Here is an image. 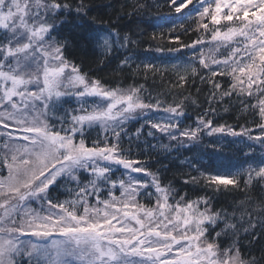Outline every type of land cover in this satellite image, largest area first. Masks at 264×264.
Returning a JSON list of instances; mask_svg holds the SVG:
<instances>
[{
    "label": "snow or ice",
    "instance_id": "snow-or-ice-1",
    "mask_svg": "<svg viewBox=\"0 0 264 264\" xmlns=\"http://www.w3.org/2000/svg\"><path fill=\"white\" fill-rule=\"evenodd\" d=\"M167 3L176 14L188 19L194 16L195 31L203 33L191 44L165 49L166 37L179 43V35H169L175 26L168 33L153 32L156 51L193 50L191 61L174 65L183 68V74L176 72L177 84L183 87L199 76L201 83L211 84L210 103H222L235 94L259 135L252 136L247 127L237 131L232 125L215 124L210 118L214 108L197 117L195 128L181 129L179 117L189 97L163 108L169 114L166 121L148 120L147 135L154 137L155 130L176 142L160 145L169 155L173 148L179 150L177 144L195 141L205 131L246 136L264 145V0ZM101 7L112 5H95L91 0H0V264H264V248L259 257H246L242 243L248 238L249 244L264 240V197L253 200L247 195L254 181H264V159L243 173L223 174L201 171L198 161L188 162L200 175L184 183L202 182L212 193L238 190L244 194L231 212L214 209L209 195L194 200L179 196L171 183L162 182L160 169L152 172L143 166L146 162L132 159V141L127 148L123 146L124 122L160 109L163 102L159 98L146 102L152 97L142 95L143 85L124 89L89 78L76 62V53L91 51L118 58L121 49L143 43L132 39L136 33L131 30L122 31L90 16ZM143 7L136 5L137 10ZM121 19L117 16V21ZM206 44L210 45L208 53L204 52ZM130 59L124 57L120 65H128ZM143 68L145 77L148 73L163 75L154 64ZM217 76L230 78L227 89L216 82ZM69 95L84 102L93 97L96 104L91 110L82 105L68 127L60 118L57 128L49 122V111ZM97 125L105 131L110 128L112 138L106 136L103 146L100 141L88 146L83 138L85 126ZM140 135L138 128L137 140ZM136 147L140 149L139 144ZM114 165L125 170L126 179H113ZM161 167L167 170L168 166ZM81 170L91 175L83 187L79 186ZM61 180L77 183L75 198L61 201L52 196ZM101 185L109 186L108 199L100 198ZM117 185L119 196L112 191ZM149 186L155 189L151 207L139 202L140 189ZM89 195L95 196V204ZM222 238L228 241L226 247Z\"/></svg>",
    "mask_w": 264,
    "mask_h": 264
},
{
    "label": "trees",
    "instance_id": "trees-1",
    "mask_svg": "<svg viewBox=\"0 0 264 264\" xmlns=\"http://www.w3.org/2000/svg\"><path fill=\"white\" fill-rule=\"evenodd\" d=\"M91 2L95 5L110 3L112 7L98 8L90 16H95L97 21L103 20L110 22L114 27L121 28L122 31L127 32L131 30V32L136 33V35L132 36V39L143 41V43L130 45L128 49H121V55L118 58L103 57L100 53L93 54L91 51L87 55L76 53V62L81 64L82 71L87 73L89 78L100 79L110 87L118 85L123 88L130 85H143L145 91L142 95H150L152 97L151 101L148 102L155 103V100L159 98L163 102L162 106L165 107L173 103V101L179 102L185 97H189L184 105V115L179 117L180 127L182 128L195 127L197 117L203 115L206 109L214 108L216 111L210 118L215 124L247 127L251 129V135H255L256 129H252L255 126V122H253L250 114L242 111L240 100L235 94L231 97H225L222 103H218L216 100H212L210 103L211 84L207 82L201 83L200 77L197 76L194 80L189 79L183 87H180L177 84L176 72L183 74V68H174V66L168 63L160 66L154 62L161 72H163V75L160 73H148L147 77H145L143 66L147 63L142 62L140 57H143L145 53L156 51L158 42L151 40L153 32L157 34L161 31L168 33V30L175 26V31L169 33V35L173 37L179 35V43L175 39L169 40L166 37L163 42L165 49L179 48L181 43L191 44L203 35L202 32L195 31L196 23L194 22V16L192 19H188L185 16L176 14L169 7L167 0H91ZM137 4H142L144 7L137 10ZM130 12H135L136 14L129 17L126 14ZM117 16H123V19L117 21ZM185 29H188V31H185ZM209 47L210 45H205V53H208ZM189 49L182 48L180 49V53L187 58L192 57L193 50L191 49L190 51ZM195 51L199 54V46H197ZM164 52L168 51L165 50ZM221 53L226 54L223 49H221ZM128 54H132L129 64L120 65V61ZM69 58L72 59L73 57ZM217 58L222 57L218 56ZM102 60L103 63H101ZM196 66L198 68L200 67L198 63ZM200 75H205V72L201 71ZM216 82L222 85V89H227L231 80L227 76H217ZM140 121L144 125L141 135L144 136V142L147 144H141L140 149H143V152L139 149V155L145 158L144 160L148 164L147 167L152 172L160 169L163 183L166 180L175 179V183L192 199L198 196H205V193L202 191L204 186L202 182L197 184L184 183V181L189 180L190 176L198 177L200 175L199 172L192 170L193 168L188 166L189 161L193 163L198 160L200 153H202L204 158L202 167L209 171L216 167L229 169L234 165L236 167L232 168L237 169L247 162L255 166L258 163L257 156L264 154V145L259 141L249 140L246 136L232 137L223 133H215L212 135L203 133L200 139L186 142L183 146H177L179 150L177 151L174 148L169 155L162 150H156L155 147L149 148L147 146L152 142V139H149L146 134L150 130V125L147 124V120ZM201 146H203V152H200ZM132 147H134L133 142ZM165 156L168 158L165 159ZM179 159L184 163L181 164L178 162ZM162 165H167V170H164L161 167ZM243 187L244 185L241 183V188ZM61 190L58 187L53 188L52 196L55 197V194H57V197H60L62 195L59 193ZM247 195L252 197L253 200H259L264 197V181H254ZM209 196L213 197L212 203L215 205L212 206L214 209L216 207L226 208L229 212L232 211V205L235 202L245 198L244 194L238 190L221 193L211 192ZM248 239L242 241L246 245L243 248L245 256L253 255L259 257L261 255L260 249L264 248V240L249 244ZM227 243L228 241L222 238V246L226 247Z\"/></svg>",
    "mask_w": 264,
    "mask_h": 264
},
{
    "label": "rangeland",
    "instance_id": "rangeland-1",
    "mask_svg": "<svg viewBox=\"0 0 264 264\" xmlns=\"http://www.w3.org/2000/svg\"><path fill=\"white\" fill-rule=\"evenodd\" d=\"M190 7H192V5H189V8ZM180 51L179 52L152 51V53L146 54L145 61H149V63L154 64V65H156L155 63H157L160 66H162V64H166V63L171 64L172 66H174V65L175 66H182V65H184V64H186V63H188L189 61L192 60V57L187 58L183 54H181ZM127 88L128 87H124V89H127ZM95 104H96V98H93V97L86 98V102L78 101V99L75 96H72V95L63 97L62 98V102L56 105L55 110L54 111L53 110L49 111V115L51 117L49 122L51 124L56 125V127L59 128L61 126L60 118H64L65 121H66L64 123V127H68L70 122H71V116L74 115V114H80L79 113V109L81 108L82 105H83V107L89 108V110H91V108ZM164 107L165 106H161L160 109H152L151 111H147L145 113L137 114L133 119H130V120L124 122V124L122 126L123 127V132L125 130L124 129V125H126L128 122H131V121L135 120L138 117L150 116L148 118V120H152L153 122H157V121H160L162 119L166 121L169 114L165 113L163 111ZM195 127H193V128H195ZM185 128H187V127H185ZM181 129H183V128L181 127ZM252 129H256L254 136L259 135V129L256 126H253ZM117 130L119 131L120 129L118 128ZM153 131L155 132V130H153ZM85 133H86L87 137H89L90 140H93V138L96 137L95 138L96 140H94V141H100L101 142V146H103V141H104L106 136L109 139L112 138L110 128H109L108 131H105V129H103L102 127H100L98 125L97 126H93V127L85 126L84 136H85ZM99 133H100V138H99ZM204 133L208 134L207 131H205ZM159 136L162 137V139H163L162 144H164V145L176 144V142L170 141L169 137L167 135H165V134L159 133ZM79 138H80V136L77 135V140H79ZM200 138L201 137H199L198 139H200ZM86 144H87V142H86ZM142 144L146 145L147 143L143 141ZM155 144H156V140L152 139L151 145L154 146ZM128 145L129 144L127 142L125 148H127ZM176 146H179V145L177 144ZM136 155H137L136 148L132 147V159H138ZM261 159H264V156L260 157V158H257V161L259 162ZM250 165H252L254 167L253 164H250ZM246 169L247 168H244L243 170H241V172L243 173ZM236 171L237 170H234V172H236ZM113 172L115 173V175L113 176V179H117V178H125L126 179V177L123 176V173L125 172V170L121 166L114 165L113 166ZM81 174L87 175V180L91 178V175H90V173L88 171L81 170L78 175H81ZM131 174L133 176H136V177H143L144 176V173H131ZM144 178L149 180V181L151 180L150 177H144ZM87 180L85 182L82 181V183L79 181V186L80 187L85 186V183L87 182ZM61 183L62 184H67L68 183L69 184L68 187L69 186H73V187H76V188L73 190L74 191L73 196H71L69 198H62V199H59V200L62 201V200H65V199H73V198H75L76 192H78V190H79L78 187H77V183L76 182L69 183L66 180H61ZM108 190H109V186L101 185V191H100V198L101 199H108L109 198ZM105 191H107V192H105ZM112 191L114 192V194L117 193V194H115L116 196L120 195V191H119L118 185H117V188L116 189H112ZM91 192H92V189H91V187H89V193H91ZM140 193H141V195L139 197V202L151 207L153 202H154V199H155V195H154L155 189L153 187H151V186H149L147 189L141 188L140 189ZM147 193H153V196L149 198L147 196ZM88 199H89V201L91 203L95 204V196L94 195H89ZM194 199H196V198H193V200ZM32 207H39V205L33 204ZM215 209H219V208L216 207ZM217 231H219V229Z\"/></svg>",
    "mask_w": 264,
    "mask_h": 264
},
{
    "label": "bare ground",
    "instance_id": "bare-ground-1",
    "mask_svg": "<svg viewBox=\"0 0 264 264\" xmlns=\"http://www.w3.org/2000/svg\"><path fill=\"white\" fill-rule=\"evenodd\" d=\"M117 86L118 85H114L112 87H117ZM215 111H216V109H215ZM142 126H144V125H143V122H141V121H131V122H128L126 125H124V129L126 128L125 131H126L128 137H129V139L133 142L134 148H136L137 153L139 152V149L136 147V145L139 144L140 147H141V144L144 141V136L143 135H140L139 140H137V138H136V130L138 128H140L141 129V132H142ZM233 127H235L237 131H240L241 130V126H233ZM148 138L149 139L156 140V144L154 145V147L156 148V150L160 151L161 150L160 145H162L163 139H162V137L159 136V132L158 131H155V136L154 137L148 136ZM252 141H255V140H252ZM201 151L203 152V146H201L200 152ZM197 161L199 162V164H198L199 166L198 165L197 166L200 167V165H201V171H204L205 169L202 167V164L204 162V158H203L202 153H200L198 160L194 161L192 164H197ZM178 162H180L181 164L184 163L180 159H179ZM232 167H236V165H234ZM232 167L229 168V169H226L224 167H216L215 169L210 170V171L213 172V173H220V174L228 173V172H234L235 169L232 168ZM192 170H194V169H192ZM81 176L83 178L87 179V175L81 174ZM175 182H176L175 179L174 180H170L169 179V181L168 180L164 181L165 185L171 183L172 187L179 192V196L186 195L185 192H184V190H182L181 187L179 185H177ZM178 182H181V181H178ZM202 191H203V193H205V195L211 194V191L205 189L204 186H203ZM179 196H176L175 199H179ZM186 198L187 199H190V200H193L192 198H189L187 195H186ZM212 205H215V204L212 203Z\"/></svg>",
    "mask_w": 264,
    "mask_h": 264
}]
</instances>
